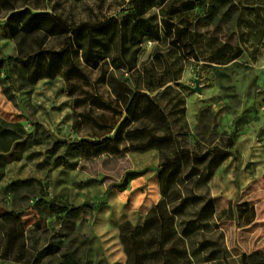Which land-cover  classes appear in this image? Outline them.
<instances>
[{
	"label": "rangeland",
	"instance_id": "374dc122",
	"mask_svg": "<svg viewBox=\"0 0 264 264\" xmlns=\"http://www.w3.org/2000/svg\"><path fill=\"white\" fill-rule=\"evenodd\" d=\"M212 1L153 0L144 21L160 39L132 44L117 38L98 68L85 63L80 52L75 60L81 78L60 75L27 85L11 64L0 72V120L20 124L28 140L0 160V264H68L69 252L81 264H126L120 225L142 224L154 195L150 183L151 190L140 187L146 197L136 207L126 191L132 176L158 179L161 152L172 157L161 139L173 138L193 157L225 148L234 132L230 156L208 189L182 186L185 193L207 191L214 202L206 236L219 258L201 262L199 257L195 264H246L244 255L264 253V0H232V9L217 8L212 19H205ZM134 2L9 0L0 4V60L18 54L9 6L47 13L76 29L112 18L121 22L136 8ZM37 5L43 10H33ZM168 25H174L176 36ZM179 34H189L188 48L177 42ZM68 37L51 36L48 45L63 49ZM101 40L109 46L108 39ZM89 43L83 33L80 44ZM197 80L201 93L194 92ZM138 93L154 99L168 124L144 100L137 120L131 116L128 104ZM95 140L103 141L102 148H93ZM156 145L161 150L146 149ZM124 181L127 190L112 188ZM51 202L87 206L74 217L53 214ZM244 203L256 211L249 226L237 213H224ZM198 212L192 209L190 215ZM197 235L199 244L203 231Z\"/></svg>",
	"mask_w": 264,
	"mask_h": 264
},
{
	"label": "trees",
	"instance_id": "16d2710c",
	"mask_svg": "<svg viewBox=\"0 0 264 264\" xmlns=\"http://www.w3.org/2000/svg\"><path fill=\"white\" fill-rule=\"evenodd\" d=\"M8 1L0 0V4H8ZM134 3L136 8L129 10L121 22L112 18L95 26L82 25L76 29L70 28L61 19L47 13H32L28 9L16 12L18 9L16 6H9L6 8L9 11V31L18 45V54L1 59L0 72L11 64L17 69L18 78L27 85H35L40 80L54 79L60 75L66 79L81 78L82 74L75 60L80 52H82L85 63L98 68L107 59L110 45L117 38L132 44L141 43L144 38L159 40L158 31L144 21L153 0H135ZM228 5L229 9H232V0H213L204 18L212 19L217 8H226ZM33 10L43 9L37 5L33 7ZM167 30L172 36H176L174 25H168ZM83 33L90 38L87 46L80 44ZM140 33L141 37L138 39L137 34ZM64 34L72 36L67 38L65 48L55 50L49 47V37ZM29 36L31 37L28 38ZM102 38L108 39L106 42L109 46L103 44ZM188 38L189 34H179L177 42L188 48L191 45ZM193 55H195L194 50L190 56ZM238 57L239 55L231 58L229 62ZM5 92H8L7 88ZM142 100L146 102V107L151 113H155L162 120L166 119L167 122V118L154 99L140 93L136 94L128 104V112L134 119L137 120L135 113ZM25 136L26 132L20 124H8L0 120V160L2 155L7 157L15 155L16 148L21 143L28 142ZM235 136V132L230 135L225 148L214 147L203 156L193 157L173 138L166 136L161 139L172 151V157H166L161 152L162 161L157 173L161 198L142 224L133 225L130 221H125L119 228L120 240L127 256L126 264H195L199 257H201L199 260L201 262H210L219 258L217 253L210 250L211 243L206 236V233L211 232V223L215 215L213 199L207 191L196 193L194 190H189L185 193L182 186L194 183L199 191L208 189V184L215 172L230 156V151L235 144ZM102 143L95 146L91 142L96 150L102 148ZM153 148L161 150V146L158 145L146 149ZM191 162L195 164L190 166ZM135 178L132 176L131 179ZM24 183L28 182H20V185ZM128 187L129 183L126 181L112 186L120 191H125ZM86 206L87 204L69 208L51 202L50 211L56 215L69 213L74 217H79ZM192 209L199 211L195 218L193 214L190 215ZM236 211L231 207L224 213L226 215L237 213L238 220H242L244 226L254 223L256 219L254 207L244 203L238 206ZM201 231H203L204 241L198 244L197 234ZM196 244L200 246L196 247ZM66 261L68 264H81L73 252L67 254ZM242 261L246 264L247 262L264 264V253L244 255Z\"/></svg>",
	"mask_w": 264,
	"mask_h": 264
},
{
	"label": "crops",
	"instance_id": "0c3cea01",
	"mask_svg": "<svg viewBox=\"0 0 264 264\" xmlns=\"http://www.w3.org/2000/svg\"><path fill=\"white\" fill-rule=\"evenodd\" d=\"M149 183L151 184L154 195H153V200L150 201V204L148 206H146L147 210L152 209V207H154L159 202L161 198L159 179L155 177L152 180L151 179L148 180L147 177H144V178L140 177V178H137L136 180L134 179L132 184H130L129 190L126 191L127 198L130 197L132 204H134L136 207L140 206V204H142V202L144 201L146 197V192H145L146 189L139 190V191L138 189L142 186H149V189H150Z\"/></svg>",
	"mask_w": 264,
	"mask_h": 264
},
{
	"label": "water",
	"instance_id": "95a60500",
	"mask_svg": "<svg viewBox=\"0 0 264 264\" xmlns=\"http://www.w3.org/2000/svg\"><path fill=\"white\" fill-rule=\"evenodd\" d=\"M196 84H197V86L194 89V92L201 93L202 92V88L200 86V81L197 80ZM101 143H102V141H100V140L92 141V144L95 145V146L96 145H100Z\"/></svg>",
	"mask_w": 264,
	"mask_h": 264
}]
</instances>
